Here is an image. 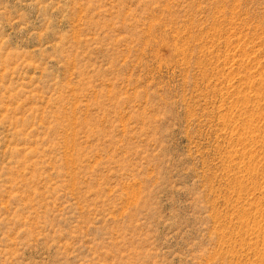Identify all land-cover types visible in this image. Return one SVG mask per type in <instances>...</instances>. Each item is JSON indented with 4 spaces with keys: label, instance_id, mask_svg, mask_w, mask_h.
<instances>
[{
    "label": "rangeland",
    "instance_id": "obj_1",
    "mask_svg": "<svg viewBox=\"0 0 264 264\" xmlns=\"http://www.w3.org/2000/svg\"><path fill=\"white\" fill-rule=\"evenodd\" d=\"M0 264H264V0H0Z\"/></svg>",
    "mask_w": 264,
    "mask_h": 264
}]
</instances>
